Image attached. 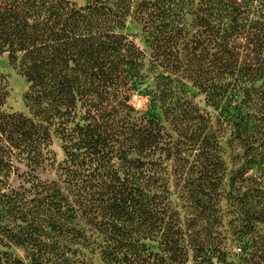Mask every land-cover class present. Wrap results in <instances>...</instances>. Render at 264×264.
Returning <instances> with one entry per match:
<instances>
[{
	"label": "trees",
	"instance_id": "trees-1",
	"mask_svg": "<svg viewBox=\"0 0 264 264\" xmlns=\"http://www.w3.org/2000/svg\"><path fill=\"white\" fill-rule=\"evenodd\" d=\"M80 1L0 0V54L24 78L29 111L3 110L0 76V244L40 264L64 245L85 247L84 218L103 264H233L224 198L243 263L264 264V0ZM130 18L148 60L125 34ZM133 94L167 126L133 118ZM213 124L242 149L224 197ZM52 135L65 156L60 184L33 175ZM14 160L27 163L28 189L10 183ZM2 260L22 264L5 252Z\"/></svg>",
	"mask_w": 264,
	"mask_h": 264
},
{
	"label": "rangeland",
	"instance_id": "rangeland-1",
	"mask_svg": "<svg viewBox=\"0 0 264 264\" xmlns=\"http://www.w3.org/2000/svg\"><path fill=\"white\" fill-rule=\"evenodd\" d=\"M77 4H81L80 0H74ZM141 24L130 18L126 24L125 34L128 38L134 42V44L142 50L147 60L150 58L151 50L142 34ZM0 76L3 77L4 82L7 86L9 96L6 100L3 110L6 112H17L29 116V111L24 105V95L27 91V84L24 78L18 74L17 70L9 64L7 54H0ZM147 84L152 87V75L148 74ZM188 98L194 103L199 105L201 108H205L204 97L199 93L197 88L193 87L188 81L185 82ZM144 88V87H143ZM130 104L134 108L135 112L132 114L133 118L140 120L142 117H155L164 126L163 117L160 110L156 108L152 111L149 107L148 98L142 94H133L130 98ZM212 115L213 122L215 119V112L210 108H206ZM214 128L218 130L219 145H220V156L224 167L222 187L220 188V194L224 197L228 191L229 175L230 173L239 166V157L242 155V149L229 144L230 132L227 128H221L219 125H214ZM45 153V160L39 168H37L33 175L41 182L55 181L60 184L63 179L62 170L65 166V156L62 151L61 142L59 139L52 135L51 142ZM13 172L11 175L10 183L13 188L22 186L25 189L29 188V184L24 182V178L29 174V168L26 162L13 161ZM62 187V186H61ZM172 196L171 200L173 205L177 206L180 211H186L182 203L177 199V191L171 188ZM66 193V192H64ZM220 209L222 216V226L225 232L226 239L224 242L225 252L228 254L229 260L233 264H244L243 255L241 252L240 244L232 242L229 232V215L226 214L227 205L224 198L220 201ZM4 221L0 220V225H3ZM78 228H80L86 236L85 247H76L74 245H64L63 250H60L58 254H49L45 256V259L40 264H103L101 260L100 252L97 248L98 243L101 242L100 236L97 232L90 228L84 218L77 220ZM258 236L264 238V225H258ZM149 246L153 251H156V244L149 243ZM0 252H5L11 255L12 258L18 259L22 264H33L28 258L25 257V253L18 248L13 246H3L0 244ZM0 264H8L4 260ZM188 264H192L189 260Z\"/></svg>",
	"mask_w": 264,
	"mask_h": 264
}]
</instances>
